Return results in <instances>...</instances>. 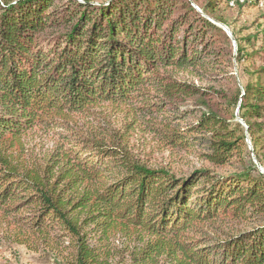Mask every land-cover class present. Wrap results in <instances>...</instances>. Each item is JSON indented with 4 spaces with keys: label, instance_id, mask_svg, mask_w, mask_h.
Listing matches in <instances>:
<instances>
[{
    "label": "trees",
    "instance_id": "trees-1",
    "mask_svg": "<svg viewBox=\"0 0 264 264\" xmlns=\"http://www.w3.org/2000/svg\"><path fill=\"white\" fill-rule=\"evenodd\" d=\"M222 3L259 11L244 43L232 32L242 82ZM105 104L131 108L123 131L79 119ZM138 123L208 165L147 163L127 141ZM34 128L58 138L43 159L24 148ZM252 154L264 164V0H0V215L54 233L56 264H264Z\"/></svg>",
    "mask_w": 264,
    "mask_h": 264
},
{
    "label": "rangeland",
    "instance_id": "rangeland-1",
    "mask_svg": "<svg viewBox=\"0 0 264 264\" xmlns=\"http://www.w3.org/2000/svg\"><path fill=\"white\" fill-rule=\"evenodd\" d=\"M222 8V15L227 24H220V26L231 38V52L234 55L232 58L231 56H227V59H231V64L225 71L236 77L235 79L237 81L242 82L244 81V75L241 67L236 64L234 58L237 42L232 32L244 43L243 39L245 37L253 35L254 27L252 23L255 17L258 16L259 11L256 8L240 6L227 8L223 3ZM176 74L203 85H212L215 88L224 87L226 83L225 76L221 78L215 75H204L198 79L186 72H178ZM216 74L222 75L223 72L220 71ZM96 111L98 114L94 117L102 118L101 120H94L93 118L83 119L80 116L79 119L82 122L109 124L121 132L126 128V125L131 123L134 116L129 106L105 104L104 106L96 108ZM127 136L128 144L132 147L133 152L151 165L170 168L177 174H186L190 170L199 168L203 164L208 165L203 163L194 152L172 150L162 146L154 138L153 134L150 133L148 128L142 124L138 123L129 129ZM246 142L249 149H252L249 139ZM23 143L26 151H30L38 159H43L54 151L58 143V138L52 130L43 132L38 128H34L23 137ZM251 158L256 163L257 168L264 173V164H261L254 154L251 155ZM8 217L10 219L13 216L9 215ZM16 227L14 224H9L3 220L0 215V264H56L55 261L57 259L60 260V254L62 255L64 253L65 243L62 240H57L54 237V233H51L52 235L48 237V243L51 245L48 246L32 238V236L30 238L26 232L17 231Z\"/></svg>",
    "mask_w": 264,
    "mask_h": 264
},
{
    "label": "bare ground",
    "instance_id": "bare-ground-1",
    "mask_svg": "<svg viewBox=\"0 0 264 264\" xmlns=\"http://www.w3.org/2000/svg\"><path fill=\"white\" fill-rule=\"evenodd\" d=\"M228 1H229V5H233V0H228Z\"/></svg>",
    "mask_w": 264,
    "mask_h": 264
}]
</instances>
